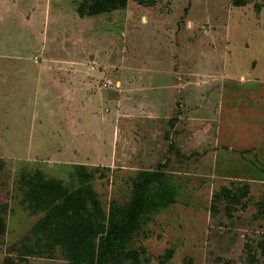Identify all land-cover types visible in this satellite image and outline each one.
Listing matches in <instances>:
<instances>
[{
	"label": "rangeland",
	"instance_id": "1",
	"mask_svg": "<svg viewBox=\"0 0 264 264\" xmlns=\"http://www.w3.org/2000/svg\"><path fill=\"white\" fill-rule=\"evenodd\" d=\"M83 3L0 0V264L87 261L98 229L60 236L66 211L47 222L44 206L86 199L105 222L159 169L176 202L126 264H264V0Z\"/></svg>",
	"mask_w": 264,
	"mask_h": 264
},
{
	"label": "trees",
	"instance_id": "2",
	"mask_svg": "<svg viewBox=\"0 0 264 264\" xmlns=\"http://www.w3.org/2000/svg\"><path fill=\"white\" fill-rule=\"evenodd\" d=\"M249 1L250 0H231V3L234 7L243 8L248 5ZM128 2L129 0H84V3L78 11L81 17L97 16L125 9ZM257 10L260 12V8H257ZM176 121L177 118L171 120L170 123L175 125ZM171 147L173 148V145H171ZM4 167L5 161L0 159V170H3ZM78 170L81 171V169ZM43 183L44 182H42L43 187L37 188V190L40 189L39 192L43 191L42 193H45L49 189V191L55 194L56 191H60L58 188H52V186ZM34 190L36 192V188ZM76 192V194H79L77 197H83V193H87V188L85 186L81 187ZM223 192L226 193L228 197L231 196L229 190L224 189ZM242 192L244 196H247L249 193V187L246 185ZM177 196V186L173 182L171 176L161 169L143 170L140 171L136 177L134 191L131 195L130 201L124 205L112 203L109 207L105 222L99 220L98 217L93 218V214H88V211H91L92 209H89L87 205L89 200L86 199L83 202H80L81 205L84 206V210L80 206L78 209H73L74 211L71 212V204H65L64 201H62L63 205H61L62 208L59 207L60 209H57L56 205L53 206L56 209H53L50 201H48L49 205L44 207L47 209L50 208L48 211V220L46 219L47 222H50V217L52 218L53 214L59 212L61 215H66L64 213V211H66L67 215L65 221L67 222L68 227L66 226L67 224L62 226L61 232L62 230L63 232L58 234L60 236L63 235L65 237L68 232L72 231V229L71 236L80 233V231H82L80 227L83 223H85L84 231H86V234L87 231H90V234H93L95 233V230L98 229L96 230L97 242L95 252L88 256L76 252V254L74 253V258L84 256L83 258H88V260L82 262L75 259L70 261V264H126L129 261H138L137 252L129 250L133 237L139 234L144 226L151 223L156 215L161 214L173 205L176 202ZM218 197L219 196L217 195V198ZM231 197L236 201V198L233 196ZM35 198L34 200H36ZM38 198L40 199L39 196ZM39 199L36 201H39ZM238 201H241L240 198H238ZM59 214L56 215V218ZM72 219H77L79 221L74 224ZM88 228L90 229L88 230ZM61 239L63 240L65 238ZM83 251L85 250L82 249L81 252L84 253ZM78 254L80 255L78 256ZM173 255L174 250H169L167 254L163 256L162 261H169L173 258ZM185 264H193L192 259L186 257Z\"/></svg>",
	"mask_w": 264,
	"mask_h": 264
},
{
	"label": "built area",
	"instance_id": "3",
	"mask_svg": "<svg viewBox=\"0 0 264 264\" xmlns=\"http://www.w3.org/2000/svg\"><path fill=\"white\" fill-rule=\"evenodd\" d=\"M111 84H112V82H106L105 86H108V85H111Z\"/></svg>",
	"mask_w": 264,
	"mask_h": 264
}]
</instances>
